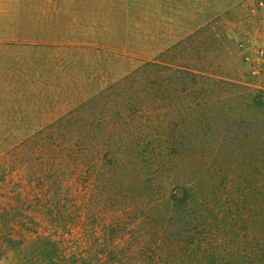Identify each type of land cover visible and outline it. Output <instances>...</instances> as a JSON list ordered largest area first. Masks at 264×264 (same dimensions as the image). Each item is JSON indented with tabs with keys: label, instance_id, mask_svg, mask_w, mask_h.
<instances>
[{
	"label": "rangeland",
	"instance_id": "1",
	"mask_svg": "<svg viewBox=\"0 0 264 264\" xmlns=\"http://www.w3.org/2000/svg\"><path fill=\"white\" fill-rule=\"evenodd\" d=\"M190 34L206 70L264 90V0H0V264H141L97 197L98 142L58 179L25 141Z\"/></svg>",
	"mask_w": 264,
	"mask_h": 264
},
{
	"label": "trees",
	"instance_id": "2",
	"mask_svg": "<svg viewBox=\"0 0 264 264\" xmlns=\"http://www.w3.org/2000/svg\"><path fill=\"white\" fill-rule=\"evenodd\" d=\"M196 37L144 60L25 143L46 154V176L58 177L60 161H84L98 142L109 161L97 197L128 211L109 229L135 227L141 264H264V118L251 116L264 112V90L206 70Z\"/></svg>",
	"mask_w": 264,
	"mask_h": 264
},
{
	"label": "built area",
	"instance_id": "3",
	"mask_svg": "<svg viewBox=\"0 0 264 264\" xmlns=\"http://www.w3.org/2000/svg\"><path fill=\"white\" fill-rule=\"evenodd\" d=\"M261 55H264V50L259 51Z\"/></svg>",
	"mask_w": 264,
	"mask_h": 264
}]
</instances>
